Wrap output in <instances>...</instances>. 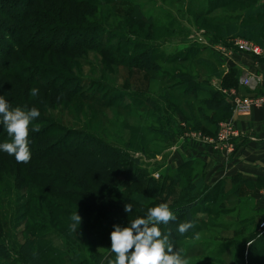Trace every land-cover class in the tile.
I'll use <instances>...</instances> for the list:
<instances>
[{
    "label": "rangeland",
    "instance_id": "1",
    "mask_svg": "<svg viewBox=\"0 0 264 264\" xmlns=\"http://www.w3.org/2000/svg\"><path fill=\"white\" fill-rule=\"evenodd\" d=\"M71 1L0 0V51L3 49L7 53L0 69V94L13 104L12 107H36L52 122L62 125L69 132L68 147L82 150L90 147L107 155L109 161L114 160L116 164L109 163L113 171L109 168L92 171L83 177L87 185L97 191L105 187L109 198L104 196L95 205H86L85 211L95 214L92 221L97 223L85 221L87 229L81 223L77 230L70 227L69 231L65 230L66 235L61 236L51 225L47 226V218L38 209L34 210L37 204L32 205L31 213H35L34 222L44 227L35 231L29 229L26 202L32 201L27 187L8 185L2 194L0 192V245L3 247L0 248V264H25L15 257L14 251L26 242L31 232L35 234L32 239L35 246H49L43 252L48 264H110L115 259V253L110 250L114 225L127 226L132 217L143 216L149 207L160 203L166 202L170 207L177 205L184 196L180 188L193 184L204 172L202 166L195 172L178 168L174 156L178 149L184 153L190 147L213 146L198 143L192 137H198V132L206 137L217 136L219 125L214 134L201 131L203 124L198 130L194 129L191 119L184 118L191 114L183 105L191 104L193 97L209 98L203 90L205 87L217 90L230 104L232 89L242 95H259L254 89L240 85L238 73L236 76L230 74V79L219 75L225 81L222 85H218L219 78L207 83L199 81V77L212 78L211 65L223 66L225 71L227 57H236L242 52L232 44L225 45L229 39L239 36L228 38L221 22L244 23V26L260 22L264 25V12L255 18L242 17L247 8L264 3V0H113V11L105 6L86 4L104 0H83L86 2L83 5ZM6 10L20 11V16L10 19ZM68 22L94 26L91 34L95 39L88 43L93 45L86 42L91 49L78 50L71 55L64 54L63 49L54 53L47 51L52 32L56 33V44L64 40V25ZM8 30L13 35L16 31L22 44L13 47L15 41L7 35ZM88 31L81 34L91 35ZM111 45L113 49L109 50ZM244 53L251 59L260 58L264 56V49L261 56ZM148 55H151L150 63H147ZM189 74L197 80L195 88L181 84V78ZM252 75L259 77V74ZM62 84L68 89L79 84L84 100L64 98L47 87ZM33 87L39 90L35 97L29 95ZM168 94L174 96V100L167 99ZM179 94L184 97L177 98ZM218 100L212 97V101ZM171 104H178L182 112H171L168 108ZM160 111L167 113L171 120L162 119ZM206 112L210 116L212 111ZM197 114L195 112V117ZM216 116L221 120L222 112H217ZM104 146L121 150L126 158L116 159L114 151L106 154ZM132 158L140 159V169L153 177L156 184L166 179L170 186L168 192L161 190L159 184L157 188L147 186L151 197L146 207L132 201L129 179L121 175L130 169ZM117 164L119 167L114 168ZM178 171L184 174V183L175 188L173 181L177 180ZM12 178L16 179L14 175ZM228 183L229 180H223L215 187L207 186L213 191L210 193H214L210 195L213 200L203 202L200 197L199 205L205 207L196 213L199 227L193 234H179L176 231L179 221L162 226V236H168L174 249H180L189 264H264V250L251 245L253 239L264 233L261 226L264 207L257 208L261 202L264 205V201L259 193L256 194V188H264V183L251 181L234 186ZM127 204L132 206L131 212L125 211ZM105 216L109 218L103 222ZM67 220L73 222L71 218ZM216 223L219 227L212 226ZM61 228L62 225H58V229ZM10 246L14 247V255Z\"/></svg>",
    "mask_w": 264,
    "mask_h": 264
},
{
    "label": "trees",
    "instance_id": "2",
    "mask_svg": "<svg viewBox=\"0 0 264 264\" xmlns=\"http://www.w3.org/2000/svg\"><path fill=\"white\" fill-rule=\"evenodd\" d=\"M112 2L113 0H104L102 2L95 3H86L83 2V0L71 1V3H77L78 5H83L84 3H86L88 5H92L95 7L99 6L101 8L105 6L110 11H113V7H111ZM4 12L10 19H15L16 17L20 16V11L13 10L12 12H7L6 10ZM263 12L264 3L260 4L258 2L256 3V5L247 8L242 13V17L245 18L252 16L255 18ZM221 25L225 29L224 31L227 37L239 36L242 38H247L257 43L261 48L264 49V37L262 36L264 32V25L262 23L254 22V24L252 25L244 26V23L239 25L235 22H221ZM64 26L66 31L64 40H62V42H60L59 44H56L57 39L54 36L56 33L52 32L53 34H51V38H49L50 40L48 41L50 49H46L47 51L54 53L59 49H63L62 51L64 54L71 55L78 50L91 49L86 46V42L89 46L93 45L88 43L95 39L94 34H91L94 26H83V24L71 22L66 23ZM87 30H89L88 33H90L91 35L81 34L82 31ZM6 33L8 36H10L11 40L15 41L13 47L22 44V39L18 37L19 34H17L16 31L14 32V35L11 30H8ZM45 45L46 44H44L43 41L44 48ZM101 46H103V44L99 45L100 48ZM108 48L109 50L113 49L112 45L108 46ZM143 54L145 55L146 52H144ZM6 55L7 53H4V50L2 49L0 51V69L5 63ZM146 59L147 63H150L151 55H148ZM237 73L238 72L233 71L231 76H236ZM181 80L182 85L186 87H190L191 85H193V88H195L194 82L197 80L193 76V74H189V76L183 77L181 78ZM199 85L198 88L202 86ZM47 87L49 88V90L58 93L55 94L61 95L64 98L75 99L79 101L84 100L83 93L79 88V84H77L74 89H68L64 84H62V86L57 85ZM203 90L209 95V98L201 100L197 97H193L191 104L189 103L183 105L184 109L189 110L191 114L190 117L184 118L187 120L191 119L194 129L198 130L197 127L203 124V130L201 131L207 134H214L216 131V125L218 124V118L216 114L217 112H222L223 117L221 116L220 118L223 119L226 115L228 106L224 105L226 99H224L220 93L212 92V89H207V87H205ZM183 95L184 94H179L177 98L182 99L184 97ZM212 97H217L219 98V100L212 101ZM168 98L174 100V96H172L171 94L167 95V99ZM11 106H13V104H11ZM168 108H171V112L174 113L179 114L182 112V109L178 104H171V106L169 105ZM162 109L165 111V108L162 107ZM206 110L212 111L210 116L207 115ZM41 111L42 110L39 111L40 116L32 122L36 126L37 130L29 131L28 140L31 149L30 160L27 163L17 162L14 156H9L5 152H0V192L2 194L3 189L7 188L8 185L11 184H14L16 188H18L19 186L27 187V192L29 193L30 199L32 201L26 202V208L29 209L26 211L28 212V215H25V217H28L27 223L29 229H33L32 231H35V229H39V227H44L34 222L35 213L32 214L33 212L31 211V209H33V204H37L35 205L34 210L36 211V209H38L43 214V216L47 218V221L49 222V224L46 222L47 226L50 227L51 225V227L56 231L54 232L57 233V235L59 234L61 236H65V230L69 231L70 225L73 223H69V220L67 219L71 218L73 213L78 211V213L82 217L81 223L82 225H84L85 229H87L88 223L86 222H90V220L92 221L93 217L96 215L92 214V212L87 213L86 205H95L94 203L100 201L101 197L103 198L104 196L107 199L109 198V194H107L108 192L106 191L105 187L104 189H101L100 187L101 191H97L96 189L89 187L84 181L83 177L86 174L91 173L92 171H105L108 168L109 171H113V168H111L109 163L113 165L116 164V162L114 160L109 161L107 155L99 154L90 147L84 150H82V148L79 149L74 146H72V148L68 147L67 142L69 138V132L64 129L62 125H58V123L52 122L51 118L49 116H45V114ZM164 111L159 112L161 118L164 120L166 118L168 121H170V117ZM195 112L198 113L197 117H195ZM29 127H32V125H30ZM4 129L6 128L0 125V142H11L12 137L9 138L7 130ZM170 130L171 128L169 130L167 129V132H165V134L167 135ZM104 150H107L106 154L114 151L116 154V159L126 158L125 154L121 150H116L115 148H109L107 146H104ZM59 163H62V166H59ZM131 163L132 165L130 169L126 172H121V175H124L129 179L130 185L128 187H130L131 189L130 194L132 201H134V203L136 204L146 207L150 203L151 197V193L149 192L147 186H153V188H157L160 180L158 181V184H156L153 177L150 178L146 171L140 169L141 162L139 158H132ZM113 167L118 168L119 164ZM12 175H14L16 179H13ZM139 186L141 187V189ZM159 186L161 190H166L167 192L169 191L170 186L167 184L166 179H163L162 183H160ZM141 190L143 191L141 192ZM204 190L205 188L203 187L202 180H198L193 184L190 183L182 190V194H184V196L181 199V202H177V205L171 207L169 206L170 209H172L175 213V219L169 220L168 223L174 222L176 224L177 221H179L180 224V222H187L189 220L194 221L193 228L184 233L185 236L193 234L199 227L196 213H198L199 210H202L201 208L205 207L199 205L200 197L201 194L204 193ZM101 192L103 193L101 194ZM1 194L0 211L2 209ZM202 200L203 202L206 201L205 198H203ZM209 200L213 199L210 197ZM101 209H104V207H101ZM205 209V211L212 212V210H210L209 208ZM55 211H57V214L55 213ZM84 211L86 212L85 218H83V214L85 213ZM108 218L109 216H105L102 221L105 222L106 220H108ZM93 222L97 223V221H92L90 223ZM58 225H62V228L58 229ZM218 225L219 224L216 223L212 226ZM94 226L95 224H93L91 228H93ZM162 226L164 227L165 225H159L160 230L163 228ZM261 234H263L261 237H256L252 240V248L254 246L255 248L264 250V233ZM1 235L2 230L0 229V236ZM33 237H35V234L31 232L30 236L27 237L26 242L20 245L18 248L16 247L15 251L14 247L10 246L12 248H10L11 253L14 255L13 251L16 252L15 257L21 258V260L25 264H48V260L44 259L43 252L46 251L49 246L47 245V248L44 247L45 249L40 245L35 246L36 243L32 240ZM102 241L105 240L103 239ZM0 248L3 247L0 245ZM251 264L260 263L253 262Z\"/></svg>",
    "mask_w": 264,
    "mask_h": 264
},
{
    "label": "crops",
    "instance_id": "3",
    "mask_svg": "<svg viewBox=\"0 0 264 264\" xmlns=\"http://www.w3.org/2000/svg\"><path fill=\"white\" fill-rule=\"evenodd\" d=\"M227 43L228 44L225 45L232 44L230 39ZM260 58L253 57L251 59L244 52H241L236 57H227L226 62L228 66L225 71L222 68L223 66L211 65L210 70H212L213 73L211 75L212 78L209 79V76L201 78L202 76H200L199 81L214 83L213 79L219 78L218 76L221 74H223L222 76L224 79H226V77L230 79L231 76L229 75L232 74L233 71L238 72V78L247 74H259L260 80L255 88L257 90L254 89L253 91L264 94V56ZM219 79L220 83L218 85L225 83L224 79ZM208 88L212 89V92H217V90H213L212 87ZM231 104L226 100L224 105L228 106L227 112L225 117L221 119L222 121H230L239 133L238 136L233 138L230 151H221L213 146H205L203 149L199 147H190L184 153L179 152L178 149V152L174 156L176 166L178 168L182 167V170H194L195 172V170L201 166L204 168V170L202 169L204 172H202L200 176L198 175L195 182L198 180L203 181L205 190L201 196L202 199L205 198L206 201H209L210 195L214 194L210 193L213 191L212 189H208L207 186L215 187L220 185L223 180H229L228 184L233 186L239 183L246 184L251 181L254 183H264V107L254 109L248 114H237L233 111ZM221 120H218V125ZM182 151H184V149ZM177 173H179V176L176 177L177 180L173 181L176 184L175 188L184 183L182 181L184 174L179 171ZM183 188L184 187L180 188V193L183 192ZM257 193L260 194L261 200L264 201V188H256V194ZM263 207L264 205L262 202L257 206L258 210H261Z\"/></svg>",
    "mask_w": 264,
    "mask_h": 264
},
{
    "label": "clouds",
    "instance_id": "4",
    "mask_svg": "<svg viewBox=\"0 0 264 264\" xmlns=\"http://www.w3.org/2000/svg\"><path fill=\"white\" fill-rule=\"evenodd\" d=\"M38 91V88L33 87L29 95L35 97ZM39 116L36 107H12L5 96L0 94V125L6 127L8 135L12 137L11 142H0V152L14 156L17 162L27 163L31 158L29 131L37 130L32 122ZM132 210L130 204L125 206L126 212ZM173 219L175 213L165 202L149 207L145 215L131 220L127 226L114 225L110 233V250L115 253V259L110 264H189L180 249H174L168 236L161 234L159 225H166ZM71 220L73 223L70 227L77 230L82 220L78 211L72 214ZM193 226L192 220L182 222L176 231L184 234Z\"/></svg>",
    "mask_w": 264,
    "mask_h": 264
},
{
    "label": "built area",
    "instance_id": "5",
    "mask_svg": "<svg viewBox=\"0 0 264 264\" xmlns=\"http://www.w3.org/2000/svg\"><path fill=\"white\" fill-rule=\"evenodd\" d=\"M232 45L242 51L255 56H261L263 54V48H261L257 43L243 39L240 37H235L230 40ZM259 77L252 74H247L241 76L239 83L241 86L248 89H255L257 83L259 82ZM230 94V93H229ZM231 103L233 111L237 114H248L254 109L264 107V94L259 95H242L237 92V89L231 90ZM198 137L193 135L192 139L201 144L213 145L216 149L221 151H230L232 147V140L234 137L238 136L239 133L230 121H223L219 123V130L217 136L206 137L205 134L198 132ZM264 227V222L261 225Z\"/></svg>",
    "mask_w": 264,
    "mask_h": 264
}]
</instances>
